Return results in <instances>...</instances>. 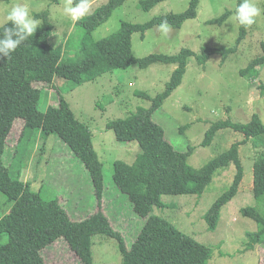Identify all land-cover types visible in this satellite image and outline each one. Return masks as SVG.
Segmentation results:
<instances>
[{
  "label": "rangeland",
  "instance_id": "rangeland-1",
  "mask_svg": "<svg viewBox=\"0 0 264 264\" xmlns=\"http://www.w3.org/2000/svg\"><path fill=\"white\" fill-rule=\"evenodd\" d=\"M109 0H90L92 14ZM142 0H128L116 9L109 20L89 35L99 41L116 32L123 21L144 24L156 16L168 13H183L189 0H167L149 10L140 7ZM18 2L28 3L31 13H49L53 30L49 43L53 47L63 45L64 58L77 60L81 57V45L86 31L77 27L64 14L69 0H10L0 3V27L6 24L7 7ZM264 8V0H256ZM237 0H200L197 17L187 20L180 29L171 25V32L164 36L155 27L148 29L144 37L141 32L132 36L133 55L142 59L150 54L177 55L189 49L192 56L188 62L181 85L167 98L153 115V121L163 127L165 138L178 151L194 152L188 165L202 168L211 160L227 151L232 144L242 141L244 135L231 128L216 132L211 144L204 146L206 133L212 124L219 121L245 124L259 115L264 123V65L257 79L244 77L240 70L264 55V15L257 23L246 27L247 36L236 53L225 61L221 55L211 56L201 63L202 48H228L235 45L240 25L229 18L222 25L208 24L226 11H234ZM232 15V14H231ZM230 15V16H231ZM36 17V16H35ZM42 20V18H39ZM43 21V20H42ZM177 66L154 63L146 69L138 64L119 68L95 81L76 85L56 78L53 86H46L39 109L45 112L50 105L59 104V93L69 104L76 119L91 133V142L103 166L104 196L102 206L113 227L120 231L128 248L134 244L145 219L138 216L127 195L123 194L113 180L114 163L117 160L133 164L142 152L139 142H120L114 130L107 124L116 119L132 115L138 108H149L151 101L137 93L145 92L154 98L166 90ZM25 120L14 121L6 142L4 162L11 175L31 184V189L41 192L46 200L60 198L73 220L79 221L96 211L97 200L91 176L84 163L58 135L43 140L34 131H29L21 142L29 148L27 167L14 161ZM263 136L255 137L240 147L244 176L236 196L222 208L217 229L210 231L205 215L217 199L233 184L236 174L234 164L216 171L212 181L200 195H165L164 207H155L153 214L170 221L178 230L196 241L212 248L213 255L208 264H264V244L248 248L247 232L257 230L254 220L244 217L241 209L255 207L264 216V198L257 200L253 193V165L257 156L264 154ZM257 141V142H256ZM12 203L0 191V218L11 210ZM94 264H122V255L116 239L95 235L92 238ZM47 264H83L64 239L41 250Z\"/></svg>",
  "mask_w": 264,
  "mask_h": 264
},
{
  "label": "trees",
  "instance_id": "trees-1",
  "mask_svg": "<svg viewBox=\"0 0 264 264\" xmlns=\"http://www.w3.org/2000/svg\"><path fill=\"white\" fill-rule=\"evenodd\" d=\"M126 1L109 0L76 23L77 27L85 29L86 36L81 45V57L75 61L64 58L63 45L53 47L49 43L53 25L47 11L35 14L36 18H42L43 24L34 36L22 44L10 59L0 60V191L7 197L8 203H12L10 212L0 218V264H47L41 250L61 238L83 264H94L92 238L95 235H104L118 241L122 264H208L212 258L211 247L185 235L167 219L154 215L153 210L165 206L162 201L165 195L202 194L217 170L234 164L236 174L233 184L205 215L209 230L215 231L222 208L236 196L243 180L240 147L252 138L263 136L264 123L255 114L245 124L232 123L230 120L212 124L206 133L204 146L211 144L220 129L231 128L242 133L244 139L232 144L227 151L202 168L189 166L188 159L194 148L176 150L165 138L163 127L153 121L152 115L181 85L192 52L183 49L173 56L153 53L138 59L133 55L132 36L135 32H141L144 37L148 29L164 19L174 28L180 29L187 20L197 17L200 0H189L188 9L183 13L163 14L144 24L123 21L113 34L99 41L90 39L89 35L106 23ZM164 1L167 0H142L140 7L149 10ZM2 2L10 0H0ZM238 3L240 0H237ZM232 13L226 11L208 24L222 25ZM5 26L0 27V35ZM246 36V27L240 26L233 47H204L199 61L205 63L215 54L221 55L225 61L237 52ZM158 62L177 66L166 90L154 98L145 92L137 93L150 100L151 106L140 107L127 118L107 124V129L114 130L118 141H137L142 149L133 164L120 160L114 163L113 180L116 186L127 195L134 212L145 219L138 238L128 248L123 234L113 227L105 213V205L102 206L105 190L103 166L91 142L89 129L76 119L60 93L59 104L50 105L45 112L40 111L39 105L44 88L53 86L56 78L78 86L132 64L146 69ZM263 65L264 55L253 59L246 68L240 70V74L255 80ZM36 83L46 86L37 87ZM19 118L25 120V124L15 149L14 161L19 162L21 168L27 167L31 152L29 148L21 147L27 132L34 131L43 140L58 135L84 163L91 176L98 202L94 213L82 220H73L60 198L46 200L41 192L31 189L30 182L21 176L25 170L19 169L17 177L11 175L4 162V154L14 121ZM258 141L263 142L264 139ZM253 193L257 200L264 198V154L257 156L253 165ZM241 214L254 220L257 225L256 231L247 232L248 248L263 245L264 216L255 207L242 208Z\"/></svg>",
  "mask_w": 264,
  "mask_h": 264
},
{
  "label": "clouds",
  "instance_id": "clouds-1",
  "mask_svg": "<svg viewBox=\"0 0 264 264\" xmlns=\"http://www.w3.org/2000/svg\"><path fill=\"white\" fill-rule=\"evenodd\" d=\"M64 14L74 24L89 15L91 11L90 0H69L64 8ZM264 15V8L260 7L256 0H240L235 7L230 21H234L242 27H250L257 23L259 17ZM6 26L0 35V60L10 59L12 54L25 42L33 37L43 24L41 19L32 15L31 9L26 2H18L7 7L5 16ZM156 31L164 36L171 32V25L167 19L162 20L155 26Z\"/></svg>",
  "mask_w": 264,
  "mask_h": 264
}]
</instances>
